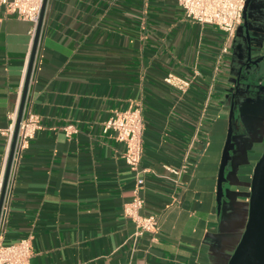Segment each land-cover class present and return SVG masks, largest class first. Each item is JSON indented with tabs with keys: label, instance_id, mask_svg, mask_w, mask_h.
<instances>
[{
	"label": "crops",
	"instance_id": "1",
	"mask_svg": "<svg viewBox=\"0 0 264 264\" xmlns=\"http://www.w3.org/2000/svg\"><path fill=\"white\" fill-rule=\"evenodd\" d=\"M248 23L251 45L245 27L229 37L188 18L177 0H48L22 117L35 114L39 126L12 165L4 241L31 236L30 264H226L246 223L243 192L264 149V99L260 126L251 129L245 114L256 103L242 91L264 69L236 72L249 48L264 57V0H252ZM32 27L0 7V192ZM168 72L191 85L177 88L165 80ZM234 99L236 124L244 121L250 135L232 142L219 210ZM129 106L141 109L145 123L140 211L159 220L156 231L142 234L123 209L136 187L125 144L104 131L114 110ZM167 164L187 167L175 173Z\"/></svg>",
	"mask_w": 264,
	"mask_h": 264
},
{
	"label": "built area",
	"instance_id": "2",
	"mask_svg": "<svg viewBox=\"0 0 264 264\" xmlns=\"http://www.w3.org/2000/svg\"><path fill=\"white\" fill-rule=\"evenodd\" d=\"M43 1L0 0V7L7 13L30 20L33 23L32 33L34 36ZM177 2L184 9L188 18L203 23L216 24L231 37L244 20V9L247 0H177ZM223 50L227 51L228 47L224 46ZM165 80L183 91L187 90L192 82L191 78L174 72H168ZM15 118L16 115L13 116L14 121L6 130L9 142H12L13 139ZM38 126L35 114H30L28 118L21 120L14 160L34 137ZM67 128L73 129V125L70 124ZM144 129V117L139 107L117 108L104 123V131L111 130L116 139L124 142L123 156L136 174L134 196L131 200L125 202L123 209L126 215L136 221L137 234H142L145 231L154 232L159 226L156 214H143L140 211L145 203V198L140 194V188L145 182L143 172L146 170V168L141 167L144 151ZM186 167L187 164H183L181 167L166 165L169 171L175 173H181L186 170ZM32 253L31 236H25L13 242H6L0 232V264H30Z\"/></svg>",
	"mask_w": 264,
	"mask_h": 264
},
{
	"label": "water",
	"instance_id": "3",
	"mask_svg": "<svg viewBox=\"0 0 264 264\" xmlns=\"http://www.w3.org/2000/svg\"><path fill=\"white\" fill-rule=\"evenodd\" d=\"M47 1L48 0L43 1L39 21L33 38V46L29 58L25 86L18 112V117L15 123V130L11 142L10 154L8 157L5 177L0 192V220L2 216V210L4 207L11 169L14 161V155L16 151L18 134H19V127L23 117L25 99L33 70L38 44H39ZM251 2L252 0H247L244 9V20H243L244 22H242L237 28L238 30L239 28L245 27L246 36L249 39L251 36H250V29L248 23V11ZM249 52L251 53L250 49ZM263 69L264 68L262 66L258 67L259 72L263 71ZM231 141H232V131L230 125L219 166V176H218V186H217V201H218L219 210L221 209L223 203V195H224L223 182L227 180V176L225 175V168L229 159H231V154H230ZM249 185H250V189L245 193L243 192V194L248 196V207H247V217H246L245 227L236 246L234 247L232 253L229 255L226 264H264V149L254 165Z\"/></svg>",
	"mask_w": 264,
	"mask_h": 264
},
{
	"label": "flooded vegetation",
	"instance_id": "4",
	"mask_svg": "<svg viewBox=\"0 0 264 264\" xmlns=\"http://www.w3.org/2000/svg\"><path fill=\"white\" fill-rule=\"evenodd\" d=\"M247 42H248V45H251V43H252L251 37H250V39L247 37ZM249 49H248V52L246 53L245 57L242 58V59H244L242 67L236 71L237 75H239V76L243 75L242 71L244 69H245V71L258 69L259 63H261V61H263V59H264V57L262 58L260 56H258V57L252 56V54L249 52ZM260 76L261 75H258V77L252 79V82H250L249 86H243L242 87L244 97L249 98L252 100V102L256 103L255 104L256 109H254V110L252 108L248 109L247 113L245 114V116H246L245 118L248 121L247 124H249L250 128L254 129V130L260 126V123H259V120H257L258 119L257 117L260 114L259 106L262 104L261 100L264 99V77L260 78ZM236 111L237 110H236L235 99H234V101L232 102V106H231V110H230V114H229V124H228V129H229V126L231 125V131H232V141H231L230 147L232 146V144H233L232 142L234 140H236V139L237 140H242V139L244 140L245 137L250 135V132L248 129L249 127H247L245 125L244 121L242 122L239 120L240 123L239 122L237 123L239 125L236 124L235 119H236V116L238 114V112H236ZM227 134H228V130H227ZM226 138H227V135H226ZM230 154H231V150H230ZM229 162H230V159H229L227 165L229 164ZM227 165L225 168V173H226ZM225 181L223 182V186H224Z\"/></svg>",
	"mask_w": 264,
	"mask_h": 264
},
{
	"label": "rangeland",
	"instance_id": "5",
	"mask_svg": "<svg viewBox=\"0 0 264 264\" xmlns=\"http://www.w3.org/2000/svg\"><path fill=\"white\" fill-rule=\"evenodd\" d=\"M223 145H225V143H224ZM223 149H224V148H223ZM223 149H222V150H223ZM246 186H247V185H246Z\"/></svg>",
	"mask_w": 264,
	"mask_h": 264
}]
</instances>
